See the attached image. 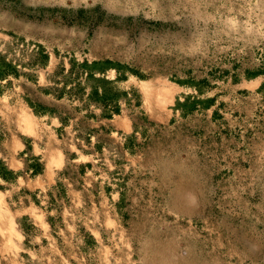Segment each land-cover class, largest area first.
Listing matches in <instances>:
<instances>
[{
	"label": "rangeland",
	"instance_id": "1",
	"mask_svg": "<svg viewBox=\"0 0 264 264\" xmlns=\"http://www.w3.org/2000/svg\"><path fill=\"white\" fill-rule=\"evenodd\" d=\"M0 53V264H264V0H0Z\"/></svg>",
	"mask_w": 264,
	"mask_h": 264
},
{
	"label": "trees",
	"instance_id": "2",
	"mask_svg": "<svg viewBox=\"0 0 264 264\" xmlns=\"http://www.w3.org/2000/svg\"><path fill=\"white\" fill-rule=\"evenodd\" d=\"M2 60H3L2 54L0 53V73H4V72L8 71V68L10 65L9 63H7L5 61L2 62ZM114 110L119 111V106L117 104L115 105Z\"/></svg>",
	"mask_w": 264,
	"mask_h": 264
},
{
	"label": "bare ground",
	"instance_id": "3",
	"mask_svg": "<svg viewBox=\"0 0 264 264\" xmlns=\"http://www.w3.org/2000/svg\"><path fill=\"white\" fill-rule=\"evenodd\" d=\"M55 157H56V156H54V158H52V160H53V161H55V160H56V159H55Z\"/></svg>",
	"mask_w": 264,
	"mask_h": 264
}]
</instances>
